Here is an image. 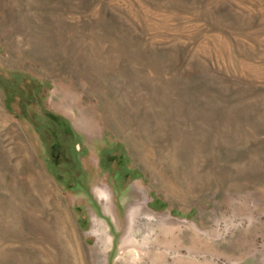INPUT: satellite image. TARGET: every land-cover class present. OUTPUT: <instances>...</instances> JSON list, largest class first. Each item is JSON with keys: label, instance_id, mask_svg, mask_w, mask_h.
<instances>
[{"label": "rangeland", "instance_id": "rangeland-1", "mask_svg": "<svg viewBox=\"0 0 264 264\" xmlns=\"http://www.w3.org/2000/svg\"><path fill=\"white\" fill-rule=\"evenodd\" d=\"M0 264H264V0H0Z\"/></svg>", "mask_w": 264, "mask_h": 264}, {"label": "trees", "instance_id": "trees-1", "mask_svg": "<svg viewBox=\"0 0 264 264\" xmlns=\"http://www.w3.org/2000/svg\"><path fill=\"white\" fill-rule=\"evenodd\" d=\"M8 77L10 76V78L7 79V85L5 86H2V91L4 93V96L7 100V104L8 102H10L9 100L12 99L13 96H15V93L13 92V94L11 93L12 91V88H14L15 86H18L19 85H22L21 82L23 80H25L24 78V75L20 72H14V74H7ZM30 83V82H29ZM33 85H31L30 87L33 88V90H31V92L33 93V95H37L40 93V90H41V84L38 83V82H31ZM7 86V87H6ZM17 94V93H16ZM43 98V96H41L40 100ZM9 99V100H8ZM25 100L27 102H31V103H34L35 101V97H32L31 95H27L25 96ZM39 101V100H38ZM36 100V103L38 102ZM47 116V118L49 119L51 125H53L54 128H47L46 132L47 135L50 137V157L52 156V159H51V162H52V167L54 169V166H57L58 164H60V162H62L61 160V157H58V160L56 161V158L57 156L55 155H51V151L52 153H55L54 151L57 150V148H61V144L59 142V130H63L66 132H69V126L68 124L66 123V121L60 117H57V116H54L53 114H48L46 113L45 114ZM60 153H62V149L59 150ZM55 156V157H54ZM61 160V161H60ZM164 207V205H160L159 207H156L158 209H162Z\"/></svg>", "mask_w": 264, "mask_h": 264}]
</instances>
